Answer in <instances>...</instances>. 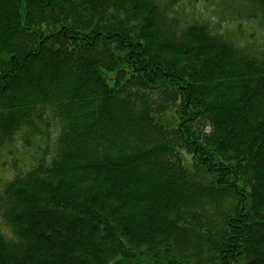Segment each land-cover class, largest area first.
Masks as SVG:
<instances>
[{
	"label": "trees",
	"instance_id": "trees-1",
	"mask_svg": "<svg viewBox=\"0 0 264 264\" xmlns=\"http://www.w3.org/2000/svg\"><path fill=\"white\" fill-rule=\"evenodd\" d=\"M202 1L0 0V264H264V0Z\"/></svg>",
	"mask_w": 264,
	"mask_h": 264
},
{
	"label": "rangeland",
	"instance_id": "rangeland-1",
	"mask_svg": "<svg viewBox=\"0 0 264 264\" xmlns=\"http://www.w3.org/2000/svg\"><path fill=\"white\" fill-rule=\"evenodd\" d=\"M212 2L211 1H209V2H206V1H202V2H200V3H197L196 4V7L197 8H202V10H203V12L204 13H210V11H211V14L212 13H215V14H218L219 13V8L220 7H224L225 5H224V3H222V1L220 0V4H219V6L217 7V9H215L214 10V8H216V6H214V4H211ZM28 154H29V151H24V153L23 154H21V159H23V160H25V161H28L27 159V156H28ZM4 171H6V168H2V167H0V175H3L5 172Z\"/></svg>",
	"mask_w": 264,
	"mask_h": 264
}]
</instances>
